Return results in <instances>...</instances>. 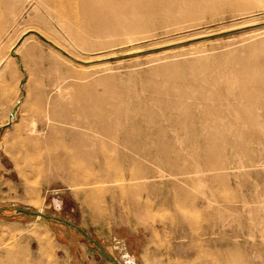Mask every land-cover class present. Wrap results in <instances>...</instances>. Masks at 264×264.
Returning a JSON list of instances; mask_svg holds the SVG:
<instances>
[{"label": "rangeland", "instance_id": "rangeland-1", "mask_svg": "<svg viewBox=\"0 0 264 264\" xmlns=\"http://www.w3.org/2000/svg\"><path fill=\"white\" fill-rule=\"evenodd\" d=\"M85 1L0 0V264H264V0Z\"/></svg>", "mask_w": 264, "mask_h": 264}, {"label": "bare ground", "instance_id": "bare-ground-1", "mask_svg": "<svg viewBox=\"0 0 264 264\" xmlns=\"http://www.w3.org/2000/svg\"><path fill=\"white\" fill-rule=\"evenodd\" d=\"M85 4L89 11L88 17L92 25V32L99 36L104 34L107 38L128 33L129 27L124 24L126 20L123 19V16L126 15V11H138L137 0H87ZM111 11L117 12L112 13ZM33 127L34 123L31 124L30 130L35 131ZM94 133L103 137L109 136L103 130H97Z\"/></svg>", "mask_w": 264, "mask_h": 264}, {"label": "water", "instance_id": "water-1", "mask_svg": "<svg viewBox=\"0 0 264 264\" xmlns=\"http://www.w3.org/2000/svg\"><path fill=\"white\" fill-rule=\"evenodd\" d=\"M10 54H11L12 56L17 57V55H16V53H15L14 51H11ZM24 82H25V79H22V80L19 82V86L21 87V85H22ZM19 104H20V101L18 100V101L15 103L14 107L11 109V111L8 113V120H7L6 124H5V125H2V126L0 127V129L3 128V127H5V126H7V125L11 122L12 118L14 117V115H15V113H16V109H17V107H18ZM14 210L17 211V212L26 213V214L33 215V216L43 217V218H45V219H54V220H57V221L62 222V223H65V224H67V225H69V226L75 228V229L78 230L80 233H82V235H83L86 239L90 240V241L95 245V247L97 248L99 254H100L104 259H106V260L112 262L113 264H119V262H118L116 259L111 258V257H110V256L104 251V249L102 248V246H101L97 241L92 240V239L87 235V233H86L81 227H79L78 225H76V224H74V223H72V222H69V221H67L66 219H63V218H60V217L49 216V215L43 213L42 211H38V210H31V209H25V208H14ZM0 212H1V211H0Z\"/></svg>", "mask_w": 264, "mask_h": 264}]
</instances>
